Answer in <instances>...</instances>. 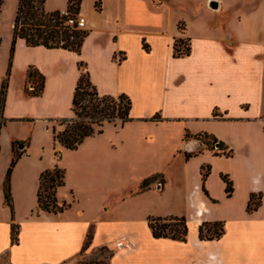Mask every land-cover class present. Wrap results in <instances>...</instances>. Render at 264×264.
Returning a JSON list of instances; mask_svg holds the SVG:
<instances>
[{"label":"crops","instance_id":"0c3cea01","mask_svg":"<svg viewBox=\"0 0 264 264\" xmlns=\"http://www.w3.org/2000/svg\"><path fill=\"white\" fill-rule=\"evenodd\" d=\"M13 1L4 22L0 12V264H77L88 232L85 254L106 248L107 264H264V0H79L85 27L77 52L19 38L10 50ZM67 1L44 0L43 9L60 11ZM176 40L188 54L174 56ZM82 70L98 96L129 99V121L106 124L68 150L52 128L72 118ZM40 77V95H29ZM234 151L238 165L225 170ZM14 152L9 209L3 181ZM54 166L64 172L56 203L68 205L58 214L36 202L38 177ZM221 175L251 189L228 200ZM249 194L262 195L251 212ZM150 217L184 218L186 241L155 239ZM214 222L224 224L222 236L199 240V226Z\"/></svg>","mask_w":264,"mask_h":264},{"label":"trees","instance_id":"16d2710c","mask_svg":"<svg viewBox=\"0 0 264 264\" xmlns=\"http://www.w3.org/2000/svg\"><path fill=\"white\" fill-rule=\"evenodd\" d=\"M75 2L76 7H79V0H68L67 5L71 2ZM44 0H18L13 20L12 27V41L11 48L13 49L14 42L17 38L22 39L26 46H38L41 45L45 48H61L69 51L77 52L80 47V43L83 37V33L68 32L59 26L57 21V15L59 11L46 12L43 9ZM2 0H0V6ZM186 43L182 40H176L174 43V56L186 55L189 52V46H185ZM184 47L182 52L181 49ZM79 68H82V64H78ZM28 77H34L32 71L27 72ZM4 84L0 88V107L3 101ZM42 90V78L39 82L33 85L31 91L28 92L31 96H39ZM121 102L125 101V105L117 109L115 104V98L113 97H101L98 96L94 88L88 81L87 72L82 70L80 76L75 85L72 100L71 111L74 118L59 119L58 125H62L61 131L56 132L52 128L53 141L57 142L65 149L74 150L84 138L93 136L95 134L102 133L103 125L98 128H93L89 125H85L82 122H77L74 119L82 116L84 113L90 114L102 120L103 118L119 117L122 119V124L129 121L128 110L130 107L129 99L124 96H118ZM87 109V110H86ZM200 139L207 145V147L213 150L214 145H218L217 152L227 157L231 156V151H227L222 143H217L214 137L208 135H199ZM17 143L12 142V151ZM19 153H13L10 165L6 171L3 181V199L4 203L11 209L10 197L8 191V176L11 167L15 161L19 158ZM64 172L62 169L54 166L52 169L43 171L38 177V188L36 192L37 210L45 213L58 214L63 212L68 205H57L55 199V191L57 188L63 185ZM206 177V173L203 174V181ZM158 177L153 176L144 180L139 186V192L146 190L149 185L154 182ZM221 179L226 185L225 192L228 196L232 193V183L229 181L226 175H221ZM262 195L251 194L247 202V211L251 212L258 208ZM148 227L151 230V234L155 239L165 238L172 239L180 242L186 241L187 225L184 218L180 217H164V218H148ZM17 230L18 226L11 224L9 228L10 244H16L17 242ZM224 233V224L222 222L214 223H202L198 229L199 240H215L219 239ZM90 240V232L86 235V241L84 242L78 258H82L80 264H106L103 262L102 254L111 255V251L106 248H101L92 251L94 258L84 256L85 251L88 248Z\"/></svg>","mask_w":264,"mask_h":264},{"label":"built area","instance_id":"2783aa9c","mask_svg":"<svg viewBox=\"0 0 264 264\" xmlns=\"http://www.w3.org/2000/svg\"><path fill=\"white\" fill-rule=\"evenodd\" d=\"M57 21L59 22V26L63 29L67 30L68 32H78L83 33L85 27V19L81 16L78 12L75 2L69 3L66 8L60 10L57 15ZM187 47V44L185 45ZM184 50V47L181 49L180 52ZM117 61L122 60L121 55H117ZM31 91L32 88H29ZM115 104L117 109L121 106L122 108L125 105V101L121 102L120 99L115 98ZM87 110V109H86ZM74 118V115L72 116ZM77 122H82L85 125H89L93 128H98L101 125L106 124H122V119L119 117L114 118H103L102 120H98V118L94 116H90L88 113H84L82 116L74 119ZM218 145L213 146V151H217ZM55 156L58 157V154L55 153ZM162 184L159 182L158 186L160 187ZM214 259V257H211Z\"/></svg>","mask_w":264,"mask_h":264},{"label":"rangeland","instance_id":"374dc122","mask_svg":"<svg viewBox=\"0 0 264 264\" xmlns=\"http://www.w3.org/2000/svg\"><path fill=\"white\" fill-rule=\"evenodd\" d=\"M50 0H47V2H49ZM13 0H2V5L0 7V12H1V19H2V22H4V19H8V17H10L13 13H14V7H13ZM228 5H231L234 3L233 0H227L226 2ZM54 128H55V131L58 132V131H61L63 126L62 125H58V122H55L54 124ZM233 157H235L233 160H231L230 162H225L226 164L224 165H221L222 168H224L225 170H233V168L236 167V165H238V159H239V152L238 151H234L233 152ZM229 175V174H228ZM227 176V175H226ZM229 181H231L233 183L232 185V193L230 195V197L228 196V194H226L225 192V189H226V185L225 183L223 182L222 179H220V181L223 183V187L220 189L221 191V194L227 198L228 197V200H236V201H240L242 200L243 198V195L246 194L250 189H251V186H249V181H246V182H243L244 179H241L240 181H235V183L233 182V179L229 176ZM250 195V194H249ZM249 197L248 196V199H247V202L249 200ZM157 200V199H156ZM217 206L219 205L218 203L216 204ZM246 207H247V204H246ZM84 256L86 257H91V258H94L95 255H93V253L89 252L87 254H84ZM101 256H103V262L104 263H108V260H109V254H102ZM81 257L80 258H76L75 259V262H77V264H80L79 262L81 261ZM4 261V259L2 260V262Z\"/></svg>","mask_w":264,"mask_h":264},{"label":"water","instance_id":"95a60500","mask_svg":"<svg viewBox=\"0 0 264 264\" xmlns=\"http://www.w3.org/2000/svg\"><path fill=\"white\" fill-rule=\"evenodd\" d=\"M209 6H210V8H212V9H216L217 8V2H211L210 4H209Z\"/></svg>","mask_w":264,"mask_h":264}]
</instances>
